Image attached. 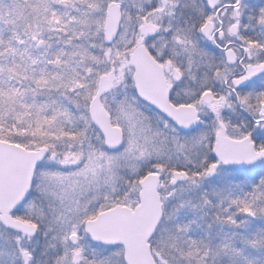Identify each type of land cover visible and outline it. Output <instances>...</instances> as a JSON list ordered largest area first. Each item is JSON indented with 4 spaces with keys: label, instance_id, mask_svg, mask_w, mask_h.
<instances>
[{
    "label": "snow or ice",
    "instance_id": "1",
    "mask_svg": "<svg viewBox=\"0 0 264 264\" xmlns=\"http://www.w3.org/2000/svg\"><path fill=\"white\" fill-rule=\"evenodd\" d=\"M0 264H264V0H0Z\"/></svg>",
    "mask_w": 264,
    "mask_h": 264
}]
</instances>
